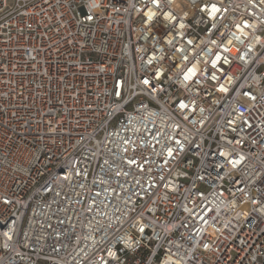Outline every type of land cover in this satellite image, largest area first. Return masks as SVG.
Returning <instances> with one entry per match:
<instances>
[{
  "label": "built area",
  "instance_id": "built-area-1",
  "mask_svg": "<svg viewBox=\"0 0 264 264\" xmlns=\"http://www.w3.org/2000/svg\"><path fill=\"white\" fill-rule=\"evenodd\" d=\"M0 264H264V0H0Z\"/></svg>",
  "mask_w": 264,
  "mask_h": 264
}]
</instances>
